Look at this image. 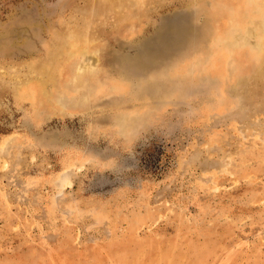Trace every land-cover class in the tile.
<instances>
[{
  "label": "rangeland",
  "instance_id": "rangeland-1",
  "mask_svg": "<svg viewBox=\"0 0 264 264\" xmlns=\"http://www.w3.org/2000/svg\"><path fill=\"white\" fill-rule=\"evenodd\" d=\"M87 2L0 0V264H264V0Z\"/></svg>",
  "mask_w": 264,
  "mask_h": 264
},
{
  "label": "bare ground",
  "instance_id": "bare-ground-1",
  "mask_svg": "<svg viewBox=\"0 0 264 264\" xmlns=\"http://www.w3.org/2000/svg\"><path fill=\"white\" fill-rule=\"evenodd\" d=\"M83 1H88L87 3H93L95 4L97 1L98 3L95 4L97 6L96 9H93V12H97L101 15H105L106 12H115V10L119 9L120 6L121 8H123L124 12L119 16L116 17L115 21H119L120 24L122 25H137V26H141L142 25V15L140 16V11L142 10V7L144 5H147L149 3V0H83ZM165 1V0H164ZM77 2V1H76ZM71 4V3H70ZM80 5V4H79ZM82 5V4H81ZM91 5V4H90ZM157 5V4H156ZM159 6V5H158ZM64 7V6H63ZM66 7V6H65ZM95 7V6H94ZM150 8V7H149ZM63 9V8H62ZM260 11L259 13L261 14L262 17V23L264 24V3L261 7H259ZM90 10V9H89ZM149 10V9H148ZM74 12V11H73ZM92 12V11H91ZM90 14V13H89ZM115 14V13H114ZM78 15V14H77ZM111 15V14H110ZM113 15V14H112ZM74 16V15H73ZM76 16V15H75ZM106 16V15H105ZM145 16V15H144ZM110 17V16H109ZM229 19V14H227L226 16ZM86 18V17H85ZM100 18V17H99ZM113 18V17H112ZM78 19V18H77ZM92 19V18H91ZM102 19V18H101ZM107 19V18H106ZM80 20V19H79ZM86 20V19H85ZM104 20V19H103ZM81 21V20H80ZM84 21V20H83ZM92 21V20H91ZM105 21V20H104ZM229 21L232 22H238L239 25L237 26V28H250L251 27V16L250 14L247 15H241L239 17V14L237 13H231L230 19ZM107 22V21H106ZM62 24V23H61ZM49 25V24H48ZM79 26L78 24H73V25H64L63 28H75ZM101 26V25H100ZM52 27V26H51ZM60 27V26H59ZM102 27V26H101ZM100 27V28H101ZM50 28V27H49ZM55 28V27H54ZM86 28H97L96 24H91L87 23ZM133 28V27H132ZM51 30V29H50ZM57 34V33H56ZM247 37V34L245 35ZM53 38V37H52ZM56 39V37H55ZM238 39V38H237ZM228 40V39H227ZM247 40V39H246ZM53 41V40H52ZM228 42V41H227ZM242 42V41H241ZM240 42V43H241ZM251 42V41H250ZM85 43L86 44H93L95 43V39L93 37L90 36V33L87 34L85 36ZM77 44H79L80 48H82L84 46L83 43H81V40H79V38L77 37H73L71 38L68 42H64V43H59V42H54V48H56L57 53L55 55H53L52 57L47 59V63H46V67H45V72H40L41 78H37V79H29V81L27 82V84L25 86H21V90H23L25 93V97H29V98H36V99H41V97L43 98L44 96L46 97V95L49 93L46 91V93L44 92L47 85L48 84H55V76L53 73H55L56 75V71H63L64 68L59 66L58 64H60L59 62H62V60H64L65 58H67L68 55L71 56V58L73 56H77L79 54V48L77 47ZM238 44V43H237ZM255 44V43H254ZM82 46V47H81ZM89 46V45H88ZM89 48V47H88ZM261 49V48H260ZM82 50V49H81ZM80 50V51H81ZM86 50V48H85ZM93 50V49H92ZM262 50V49H261ZM259 50V51H261ZM84 51V50H83ZM91 51V50H90ZM48 52V50H47ZM88 53V52H87ZM263 54V53H261ZM260 56V55H259ZM32 57V56H30ZM69 57V56H68ZM68 59V58H67ZM77 59V58H76ZM79 62V59H77ZM37 61V60H36ZM26 62V61H25ZM43 62V61H42ZM34 63H36L34 61ZM20 64V63H19ZM25 64V63H24ZM30 64V63H29ZM28 64V65H29ZM32 64V63H31ZM74 64V63H73ZM83 65V64H82ZM79 66V69H81L82 67L85 66ZM99 66V65H98ZM99 68V67H98ZM257 68V67H256ZM73 69V67H72ZM36 70V69H34ZM104 70V69H102ZM30 71V70H29ZM88 72V71H87ZM92 72V71H91ZM75 74V73H73ZM104 74V72H103ZM54 76V77H53ZM58 76V74H57ZM90 77V76H89ZM91 78V77H90ZM57 80V78H56ZM92 79H89L88 77L86 79H79L76 78L75 81V85L77 84H81L83 88H85L88 84V82H90ZM121 82V81H120ZM124 82V81H123ZM17 84V83H16ZM25 84V83H24ZM23 84V85H24ZM126 84V83H125ZM60 87V86H58ZM88 87V86H87ZM92 87V86H91ZM48 88V87H47ZM70 89V88H69ZM75 89V88H74ZM20 90V89H18ZM87 91V90H86ZM125 91V90H124ZM76 92V91H75ZM90 92V91H89ZM85 93V92H84ZM88 94V93H87ZM49 95V94H48ZM54 96V95H53ZM35 99V100H36ZM43 100V99H42ZM83 100V99H82ZM34 101V100H33ZM45 104V103H44ZM74 105V104H73ZM80 105V104H79ZM39 106V104H38ZM44 107V106H43ZM35 108V107H34ZM40 110V107L38 108ZM37 109V110H38ZM69 109V108H68ZM38 110V111H39ZM36 111V110H35Z\"/></svg>",
  "mask_w": 264,
  "mask_h": 264
}]
</instances>
